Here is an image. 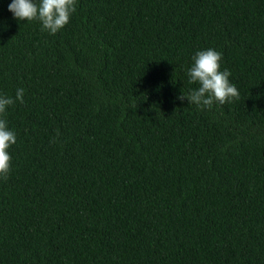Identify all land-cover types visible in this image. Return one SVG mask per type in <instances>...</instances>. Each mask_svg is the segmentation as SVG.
<instances>
[{
	"label": "trees",
	"instance_id": "trees-1",
	"mask_svg": "<svg viewBox=\"0 0 264 264\" xmlns=\"http://www.w3.org/2000/svg\"><path fill=\"white\" fill-rule=\"evenodd\" d=\"M9 3L0 264H264V0H76L55 34ZM208 48L240 96L201 109Z\"/></svg>",
	"mask_w": 264,
	"mask_h": 264
},
{
	"label": "clouds",
	"instance_id": "clouds-1",
	"mask_svg": "<svg viewBox=\"0 0 264 264\" xmlns=\"http://www.w3.org/2000/svg\"><path fill=\"white\" fill-rule=\"evenodd\" d=\"M8 11L18 21L38 20L42 30L50 34L57 33L70 20L76 11V0H11ZM222 53L215 49L196 51L192 56V65L188 69L189 84H197L187 96L180 95L177 99L187 100L189 105L201 109H211L214 104L223 105L232 99H238L240 93L229 81L231 73L220 70ZM24 89L18 88L15 97L0 94V117L6 109L17 101L23 103ZM16 143V134L9 130L5 119L0 118V179L7 180L11 165L8 149Z\"/></svg>",
	"mask_w": 264,
	"mask_h": 264
}]
</instances>
